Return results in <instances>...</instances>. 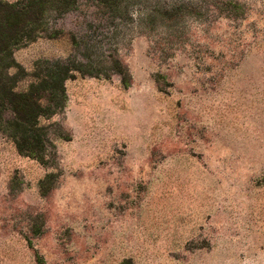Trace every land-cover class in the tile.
Masks as SVG:
<instances>
[{
  "label": "rangeland",
  "instance_id": "1",
  "mask_svg": "<svg viewBox=\"0 0 264 264\" xmlns=\"http://www.w3.org/2000/svg\"><path fill=\"white\" fill-rule=\"evenodd\" d=\"M33 17L19 91L45 62L94 75L40 120L41 160L0 133V264H264V0Z\"/></svg>",
  "mask_w": 264,
  "mask_h": 264
},
{
  "label": "trees",
  "instance_id": "2",
  "mask_svg": "<svg viewBox=\"0 0 264 264\" xmlns=\"http://www.w3.org/2000/svg\"><path fill=\"white\" fill-rule=\"evenodd\" d=\"M73 0H24L12 4L0 2V133L9 138L23 156L41 160L47 139L41 119H48L64 107V82L85 72L83 63L70 68L60 62H45L44 74L34 73L25 90L17 89L22 69L12 60L18 46L36 24L34 15L43 13L48 5L57 10L70 7ZM16 68L13 75L9 70ZM124 82V78H122Z\"/></svg>",
  "mask_w": 264,
  "mask_h": 264
}]
</instances>
